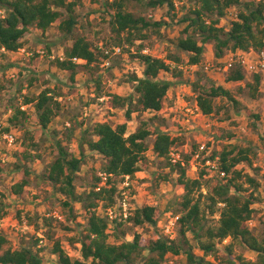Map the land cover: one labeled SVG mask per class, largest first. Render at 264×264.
<instances>
[{
	"label": "rangeland",
	"instance_id": "rangeland-1",
	"mask_svg": "<svg viewBox=\"0 0 264 264\" xmlns=\"http://www.w3.org/2000/svg\"><path fill=\"white\" fill-rule=\"evenodd\" d=\"M113 1L80 0L76 8L80 23L75 30V35L88 38L95 49L96 47L113 49L118 46L112 31V10L109 11L107 6ZM173 1L175 10L168 5L156 10L149 9L143 3L132 1L128 9L134 14L167 24L159 31L148 29L145 31V37L136 38L133 44L128 42L123 45V55L110 58V66H105L104 61L98 65H92V70L80 66L74 81L70 71L52 66L50 56L64 53L65 49L73 43L72 40L64 37L59 29V22L46 32L33 28L25 36V45L18 52L9 53L0 50L1 131H9L7 127L10 125L11 117L18 107L25 105L28 98L38 97L48 88L56 89L61 95L59 99L61 110L46 130L39 126L37 111L33 104L25 105L28 117H20L24 127L18 126L11 129L17 134V143L12 149L5 150L0 155V165L4 169V172L0 174V202L4 204L7 211L6 217L0 221V230L7 234L14 249L32 248L35 253H39L44 258L43 264H60L59 256L54 253L56 244L60 243L74 261L83 259V241L87 239L90 213L83 204L74 202L72 211V201L58 192L54 185L46 182L44 175L56 159L57 145L61 141L71 153L84 158V165L77 175L76 187L78 193L89 192L97 182V177L103 174L102 169L106 163L101 154L89 149L85 140L91 138L86 132L100 122H109L116 127L127 121L128 134H131L136 132L145 120L149 122L152 133L147 140L149 149L141 162L142 170L137 173L135 179L128 181L129 185H126L127 179L118 184L117 201L113 206L114 218L108 216L109 208L105 206L106 202L99 201V207L96 208L97 213L109 221L108 233L111 243L132 241L136 233L141 234L142 241L146 243L147 240L163 233L161 224L136 226L133 222L126 221L125 217L122 218L123 210L120 208V202L124 198H127L129 202V216L137 207L158 206L164 213L163 223L167 220L165 213L178 214L182 208L184 190L177 185L178 175L172 173V169L167 166L168 162L158 157L153 148L160 130L179 139L172 154L181 155V159L186 163L188 175L193 178L199 176L206 164L203 158L195 161L193 157L188 164L186 157L189 155L191 157L192 153L197 152L200 145L204 143L207 145L211 152L209 158H211L215 153H221L230 144H238L242 147L253 144L256 150V154L251 156L253 165L242 163L239 168H244L247 173L263 183L264 102L262 98L250 97L248 82H253V74L246 73L247 79L244 82H227V72L224 68L229 62L231 53L236 52H227L224 57L218 58L215 56L214 43L205 46L202 66L188 65V55L178 50L177 40L183 36L187 25L181 23L182 17L196 8L197 0ZM242 1L248 3L254 0ZM241 10L243 5L228 9L219 26L227 31L230 30ZM0 16H3L2 11ZM141 46L144 47L143 53L164 58L173 68L178 67L183 70L182 79L176 78L169 72L161 74L163 79L175 84L168 94L165 108L157 114L141 112L137 109L139 96L135 89L136 83L132 82L131 78L133 75L143 76L144 73V65L140 59L135 58ZM42 51L46 54L42 55ZM173 55H180L183 62L177 64L171 61L170 58ZM100 78L106 81V84L98 85L97 80ZM196 83H199L200 87L222 85L233 92L241 105L235 107L232 102L220 97L216 99L218 113L205 116L197 106ZM99 86L103 88L100 90L106 94L99 102H95ZM108 95L133 98L134 112L131 120H127L128 106L125 108L109 106L107 101L113 97ZM244 108H249L260 118L248 116ZM71 128L75 129V134L70 142L68 138ZM229 135H234V138L230 140ZM83 142L84 147H81ZM28 153L31 158L25 157ZM18 165L22 168L18 169ZM25 170L31 171L29 185L24 193L16 195L13 186L25 178ZM166 175L169 176V180L163 181L162 177ZM209 177L213 183L218 180L216 173L210 174ZM203 192L207 194V188ZM245 194H255L258 198L254 205V216L248 224L256 235L263 237L264 189L246 184ZM67 201L71 203V207L66 206ZM209 216L212 222L220 219L219 213L209 214ZM120 223L123 224L120 225ZM38 232H41L45 239L41 246L36 234ZM179 235L180 225L177 226L173 239H177ZM190 237L194 253L203 256L204 252L199 248L198 242L192 235ZM230 243L231 239L225 240L220 244V252L207 256V259L212 264H229L230 256L223 246ZM144 253L145 257L149 255L148 251ZM238 255L246 259H257L255 252L237 244L231 257L236 259ZM166 261L168 264H191L185 253L179 256L169 254Z\"/></svg>",
	"mask_w": 264,
	"mask_h": 264
},
{
	"label": "trees",
	"instance_id": "trees-1",
	"mask_svg": "<svg viewBox=\"0 0 264 264\" xmlns=\"http://www.w3.org/2000/svg\"><path fill=\"white\" fill-rule=\"evenodd\" d=\"M132 1L143 3L147 8L154 10L166 5L172 10L176 8L173 0L147 2L116 0L108 3V10H112V31L120 47L128 42L133 44L136 38L145 37V31L148 29L159 31L167 24L134 14L128 9ZM79 4L80 0H0V11L3 12V16H0V50L9 53L18 52L25 45V36L33 28L46 32L59 22V29L64 37L72 40L73 43L65 49V59L61 60L56 56L57 58L51 60L52 66L70 71L74 81L80 66L92 70V65H98L106 58L103 50L98 47L95 49L88 38L75 35V30L80 23L76 13ZM242 5L243 10L240 11L230 30L227 31L219 26L228 9ZM181 23L187 25L183 36L177 40V48L188 55L187 64L190 66H202L205 46L210 43L215 44V56L218 58L224 57L227 52L239 50L264 52V0L248 3H243L242 0H197L196 8L184 15ZM143 48L141 46L135 55V58L140 59L144 65L143 76L133 75L131 78V81L136 83L135 89L139 96L137 109L141 112L159 113L165 108L166 98L175 84L163 79L161 74L169 72L176 78L182 79L183 70L178 67L173 68L164 58L143 53ZM49 50L51 54L50 46ZM74 58L85 60V65L73 62ZM170 60L177 64L183 62L180 55H173ZM246 79L247 75L242 65H236L227 72V82H244ZM252 79L253 82H248L250 97L260 99L263 96L261 91L263 73L253 74ZM102 83L106 84V81L102 78L97 80L98 85ZM98 89L95 102H99L106 94L100 90L103 89L101 86ZM195 90L198 93L197 105L205 116L218 113L216 99L220 97L232 102L235 107L241 105L233 92L222 85L200 87L199 83H196ZM60 97L56 89L48 88L38 97L26 100L25 105L33 104L35 107L41 129H48L58 116L61 110ZM112 97L110 101H107L108 105L122 108L128 106L127 120H131L134 112L133 98L120 95ZM244 109L248 116L260 118L249 108ZM27 115V111L18 107L10 119L7 130L18 126L24 127L20 117H28ZM74 134L75 129L71 128L68 138L70 142ZM86 134L91 136L90 139H85L89 149L101 154L106 161L102 169L103 174L107 175L105 185L102 184L103 177L99 176L89 192L78 193L76 180L84 165V158L71 153L61 141L57 145V157L44 175L46 182L54 185L58 192L72 201V211L74 202L83 204L90 213L87 239L83 241V259L74 261L62 245L57 243L54 253L59 256L60 264H168L166 258L169 254L179 256L183 253L187 255L191 264H212L207 256L218 254L221 250L220 244L227 239H231V243L223 247L230 256L229 264H264V235L263 237L256 235L248 224L254 216V205L258 198L255 194H245L246 184L264 189V174L262 183L247 173L244 168H239L242 163L253 165L251 156L256 154L253 144L246 147L230 144L221 153H215L210 159L216 160L219 157L220 168L226 172V177L221 178L216 173L218 180L213 183L209 177L212 174L209 167L205 166L199 176L193 178L188 175L186 163L185 166L182 161L174 163L172 153L179 139L160 130L154 143V151L158 157L168 162L167 166L172 169V173L178 175V187L184 189L182 208L178 212L180 235L177 239H171L162 233L144 243L142 235L136 233L132 241L111 243L108 233L109 221L106 217L99 215L96 208L99 207V201L106 202L105 206L112 208L117 201L118 184L125 181L127 177L129 180L135 179L137 173L142 170L141 162L149 149L147 140L152 133L149 122L143 120L139 129L131 134H128L127 121L116 127L109 122H100ZM228 138L231 140L234 135H229ZM81 147H84V142L81 143ZM195 153H192L191 157L190 155L186 157L188 164ZM25 157L31 158V155L28 153ZM17 168L20 169L22 166L18 165ZM3 172L4 169L0 165V174ZM30 174L31 171L25 170V178L13 186L16 195L24 193L29 185ZM162 178L163 181L169 180L168 175ZM205 188L208 190L207 194L203 192ZM66 206L71 207V203L67 201ZM218 213L219 221L212 222L209 214ZM163 214L158 206L144 205L137 207L126 221L133 222L136 226L145 224L158 226ZM6 215L4 204L0 202V221ZM121 217L123 218L124 215L121 214ZM190 235L198 242L199 248L204 252L203 256L194 253ZM237 244L255 252L257 259H246L241 255L233 259L231 256ZM145 251L149 252L147 257L144 256ZM43 263L44 258L39 253H35L32 248L14 249L7 234L0 230V264Z\"/></svg>",
	"mask_w": 264,
	"mask_h": 264
},
{
	"label": "built area",
	"instance_id": "built-area-1",
	"mask_svg": "<svg viewBox=\"0 0 264 264\" xmlns=\"http://www.w3.org/2000/svg\"><path fill=\"white\" fill-rule=\"evenodd\" d=\"M150 16H152V15H150ZM101 49L103 50L105 57H106L105 61H104L105 66L111 65L110 58H112L114 56L123 55V48L120 46H115V47H113V49H107V48L101 47ZM41 53H42V55L46 54L45 51H42ZM50 57L52 59H55L58 57L59 59L64 60L65 54L61 53V54L57 55V57L54 55H51ZM73 62H75L77 64H81L83 62L86 63L85 60L78 59V58H74ZM236 65H242V67L246 73H250V74L264 73V52H258L255 50H251L249 52L238 51L236 53H231V55L229 56V62L224 68L225 72H228L231 68L235 67ZM26 107L27 106L23 105L21 108L26 111ZM17 139H18V137H17V134L14 130H9V131L3 132L0 129V155H2L5 150L9 151L10 149H12L16 145ZM203 154H205V155H203ZM210 154H211V152L209 151L207 145L204 143V144L200 145L199 151H197L194 154L193 158L195 159V161H199L203 158V161L206 160L205 164L207 167H209V170L212 173H217L219 175V177H221V178L226 177V172L222 171L220 168L219 157L216 160H212L209 158L211 156ZM172 158H173L172 160L174 163L182 161L183 165L185 166V162L181 159V155L179 153L172 154ZM101 177H103L102 184L105 185L106 180H107V175L101 174ZM126 181H127L126 185H129V182H128L129 177H127ZM128 205H129V202H128L127 198H124L120 202V208H122V210H123L122 214L124 215V217L126 219L129 216ZM114 215H115V209L112 207L108 210V216L113 219ZM165 215L167 216L166 222L163 223L161 221L160 224L162 226L163 233H165L167 236H169L171 239H173L174 234L176 233V228L179 224L180 216L178 214L173 213V212H167V213H165ZM55 216L59 217V215H55ZM36 234L38 236L40 246L43 245L45 242L44 236L42 235L41 232H38Z\"/></svg>",
	"mask_w": 264,
	"mask_h": 264
},
{
	"label": "crops",
	"instance_id": "crops-1",
	"mask_svg": "<svg viewBox=\"0 0 264 264\" xmlns=\"http://www.w3.org/2000/svg\"><path fill=\"white\" fill-rule=\"evenodd\" d=\"M195 67H199V66H195ZM177 83V82H176ZM178 83H180V82H178ZM261 91H262V93H263V96H262V100H263V102H264V73H263V81H262V85H261ZM169 94H170V91H169ZM169 96V95H168ZM168 96H167V98H168ZM166 98V99H167ZM198 106V105H197ZM155 114H157V113H155ZM139 173V172H138ZM184 190V189H183Z\"/></svg>",
	"mask_w": 264,
	"mask_h": 264
}]
</instances>
